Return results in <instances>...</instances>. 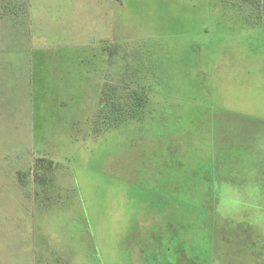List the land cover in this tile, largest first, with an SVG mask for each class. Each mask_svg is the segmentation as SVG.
<instances>
[{
  "label": "rangeland",
  "instance_id": "rangeland-1",
  "mask_svg": "<svg viewBox=\"0 0 264 264\" xmlns=\"http://www.w3.org/2000/svg\"><path fill=\"white\" fill-rule=\"evenodd\" d=\"M244 2L0 0V264H264L216 232L264 168Z\"/></svg>",
  "mask_w": 264,
  "mask_h": 264
},
{
  "label": "trees",
  "instance_id": "trees-1",
  "mask_svg": "<svg viewBox=\"0 0 264 264\" xmlns=\"http://www.w3.org/2000/svg\"><path fill=\"white\" fill-rule=\"evenodd\" d=\"M247 2L256 5L258 11L260 10V13L258 12L260 17L259 20L255 22V25L259 28L261 27L260 29L264 31V0H245L244 4L246 5ZM108 84L109 83H107L102 93L100 106L98 108L100 120H103L104 123L110 121V113L112 110L115 109L116 113H121L123 109H130L124 108L122 105L121 109L120 106L115 105L116 102H113V99L110 97L111 91L110 85ZM132 95H135L134 92L131 93V96ZM112 97H114V92ZM144 104L145 101L143 104H140L138 109H143ZM111 105L113 106L111 107ZM136 113L137 112L131 113V117L134 118ZM37 172L38 171H36V174ZM230 183L234 186L232 190H237L238 192L236 196L232 197H236L235 200L240 199V201L247 206V209L236 212L232 216L228 215V217H226L228 219L226 225L222 224L221 227L219 225L216 228V232L222 237H225V235L229 237H238L241 239L240 242L246 246L245 251H247V253L251 252L254 256H256L255 254H259L264 258V168L257 171L256 175L251 177L232 178L230 179ZM233 205L236 210H240L238 207L240 203L238 201H234ZM212 214H215V212H211V215ZM226 229H228V232Z\"/></svg>",
  "mask_w": 264,
  "mask_h": 264
},
{
  "label": "crops",
  "instance_id": "crops-1",
  "mask_svg": "<svg viewBox=\"0 0 264 264\" xmlns=\"http://www.w3.org/2000/svg\"><path fill=\"white\" fill-rule=\"evenodd\" d=\"M14 8H17V7H15V6H13V8L11 7V11H12V9H14ZM12 14H14V12H12ZM105 83H106V81H105ZM18 173V172H17ZM21 173H19L18 175H17V184L21 187V186H24V182H22V181H20L21 180V178H22V176L24 175V178H25V175L26 174H24V173H22L21 175H20ZM29 175V174H28ZM21 184H23V185H21ZM31 217H32V215H31ZM31 223H32V220H31Z\"/></svg>",
  "mask_w": 264,
  "mask_h": 264
}]
</instances>
